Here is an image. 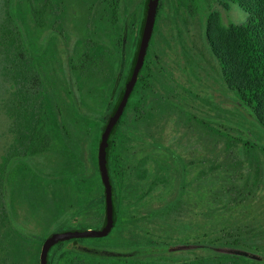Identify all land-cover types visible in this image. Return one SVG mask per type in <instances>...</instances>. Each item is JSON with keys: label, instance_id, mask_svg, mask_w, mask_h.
Wrapping results in <instances>:
<instances>
[{"label": "flooded vegetation", "instance_id": "af4514ba", "mask_svg": "<svg viewBox=\"0 0 264 264\" xmlns=\"http://www.w3.org/2000/svg\"><path fill=\"white\" fill-rule=\"evenodd\" d=\"M14 1L23 45L9 56L11 99L21 83L23 97L51 109L34 157L11 111L2 207L22 264H40L49 234L104 223L98 145L132 67L145 0ZM211 41L206 12L158 0L107 149L112 226L53 244L48 264H264V128ZM31 220L36 229L24 231Z\"/></svg>", "mask_w": 264, "mask_h": 264}, {"label": "trees", "instance_id": "16d2710c", "mask_svg": "<svg viewBox=\"0 0 264 264\" xmlns=\"http://www.w3.org/2000/svg\"><path fill=\"white\" fill-rule=\"evenodd\" d=\"M214 2H222L225 6H228V2L238 4L248 14L246 22L221 27L218 36L213 38L210 26L215 13L212 10ZM178 3L190 13L202 10L207 13V31L212 39V49L227 70V76L233 75L236 78L238 93L244 106L252 110L256 123L264 128V0H178ZM5 4L6 16L0 25V47L6 56L10 75V53L13 47L23 45L21 26L15 18L20 15L21 7L14 0H6ZM23 87L25 86L21 83L18 85L20 93H17L18 97L14 101L9 100L7 107L10 112H14V123L27 128V131L22 132L30 137L24 141L26 144L23 149L27 155L34 157L41 150L37 128L44 124L42 110L46 107L50 111L51 106L49 100L23 97ZM49 118L55 123L54 116L50 114ZM253 155L259 157L257 151ZM5 166L6 162L0 166L1 176ZM2 203L3 189L0 186V264H22V244L16 242L17 234L10 225L8 212L2 207Z\"/></svg>", "mask_w": 264, "mask_h": 264}, {"label": "water", "instance_id": "95a60500", "mask_svg": "<svg viewBox=\"0 0 264 264\" xmlns=\"http://www.w3.org/2000/svg\"><path fill=\"white\" fill-rule=\"evenodd\" d=\"M158 0H145L144 15L141 22V27L139 30V35L137 38V48L135 56L133 58L132 67L125 83L124 89L117 100L116 106L113 108L110 113L100 136L99 145H98V163L100 172L102 174L103 183L105 185V197H106V206H105V218L104 223L100 229L95 230H65L58 231L49 234L42 243L39 261L40 264H48L47 262V253L50 247L60 241L75 238V237H95L105 235L111 228L113 223V206L111 200V187L109 185V180L106 172V155L109 145L110 138L114 131V128L117 124L118 117L120 112L126 102V99L129 95L131 87L137 77V74L141 68V65L144 60L146 49L150 40L151 31L153 27V22L156 14ZM253 258L258 259L257 254L252 255Z\"/></svg>", "mask_w": 264, "mask_h": 264}, {"label": "rangeland", "instance_id": "374dc122", "mask_svg": "<svg viewBox=\"0 0 264 264\" xmlns=\"http://www.w3.org/2000/svg\"><path fill=\"white\" fill-rule=\"evenodd\" d=\"M6 0H0V25L6 16ZM212 10L215 12L211 20V36L216 38L219 28L228 27L230 24H242L245 23L248 14L236 3L228 2V6H225L222 2H214ZM197 30V26H193ZM208 59L214 60L207 51ZM11 87L8 75V64L6 56L0 47V164L1 156L6 153L10 144V134L8 133L9 126L11 124V112L7 107L9 100L11 99ZM26 215V212L18 210L17 221L20 222ZM24 231H33L36 229L32 220L30 222H23Z\"/></svg>", "mask_w": 264, "mask_h": 264}]
</instances>
